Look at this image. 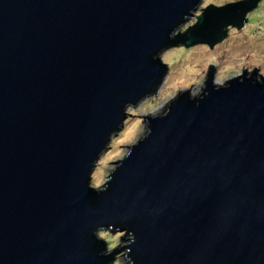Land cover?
<instances>
[{
  "label": "water",
  "instance_id": "95a60500",
  "mask_svg": "<svg viewBox=\"0 0 264 264\" xmlns=\"http://www.w3.org/2000/svg\"><path fill=\"white\" fill-rule=\"evenodd\" d=\"M259 1L195 17L201 0H0V264H264L257 69L217 84L209 65L90 183L127 107L161 87V53L212 49Z\"/></svg>",
  "mask_w": 264,
  "mask_h": 264
},
{
  "label": "rangeland",
  "instance_id": "374dc122",
  "mask_svg": "<svg viewBox=\"0 0 264 264\" xmlns=\"http://www.w3.org/2000/svg\"><path fill=\"white\" fill-rule=\"evenodd\" d=\"M239 0H201L200 6L193 13L195 17L202 9L212 4L222 6ZM247 22L242 29L229 27L224 40L212 49L205 44L191 47L176 46L161 53V60L169 67L157 93L142 99L135 106H128L122 128L112 136L107 149L100 155L91 175V185L99 187L106 179L117 159L128 151L127 145L134 143L146 131L141 115L161 113L168 101L182 90L197 94L205 85L209 65L214 67V81L224 84L227 80L239 76L246 70L257 69L264 77V0L246 15ZM197 18L189 19L180 27V32L195 24ZM115 161V162H112ZM109 248L120 246L121 233L106 230L99 232Z\"/></svg>",
  "mask_w": 264,
  "mask_h": 264
}]
</instances>
